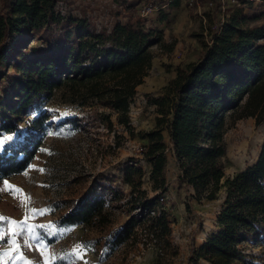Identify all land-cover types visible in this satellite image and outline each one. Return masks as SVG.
<instances>
[{
	"label": "trees",
	"instance_id": "obj_1",
	"mask_svg": "<svg viewBox=\"0 0 264 264\" xmlns=\"http://www.w3.org/2000/svg\"><path fill=\"white\" fill-rule=\"evenodd\" d=\"M62 1L0 0V64L14 70L7 77L5 96L0 97V138L20 133V124L37 114L22 141L0 151V182L32 164L50 120L40 105L55 90L65 88L71 102L81 106L95 102L110 110L104 123L113 126L115 117L131 138L147 142L144 158L151 168L150 192L143 189L144 170L128 167L124 182L130 188L127 205L132 215L114 236L112 247L137 241L136 229L159 247L172 246L171 214L163 203L169 187L165 176L169 151L179 170L178 189L187 193L189 212L193 201H216L224 193L219 231L199 249L192 241L190 261L249 264L242 244L251 240L264 244V145L256 162L232 177L226 176L223 159L229 119L264 122V26L251 25L257 20L264 23V15L251 18L243 9L227 10L210 44L203 43L201 58L178 67L176 78L159 96L146 95L155 108V127L136 133L130 107L152 70L151 49L172 51L174 45L133 15L110 31L97 30L86 16L67 18L57 13ZM114 1L128 10L142 3ZM210 1L219 10L218 0ZM166 20L161 13L160 22ZM36 40L48 48L29 50V41ZM70 204L58 220L60 227L103 228L112 223L108 199L99 193L89 190Z\"/></svg>",
	"mask_w": 264,
	"mask_h": 264
},
{
	"label": "rangeland",
	"instance_id": "obj_2",
	"mask_svg": "<svg viewBox=\"0 0 264 264\" xmlns=\"http://www.w3.org/2000/svg\"><path fill=\"white\" fill-rule=\"evenodd\" d=\"M161 2H153L155 8L146 16H142V9L147 3L128 10L127 5L114 0H63L56 7V12L67 18L86 16L97 30L110 31L117 22L126 23L133 15L147 30L157 31L166 43L174 45L172 51L159 46L151 49L152 70L137 88V96L130 107L136 133L149 132L155 127V108L148 104L146 95L159 96L176 78L178 67L197 62L202 56L203 43L210 44L217 27L225 21L222 6L217 12L213 6H203L201 10L191 8L184 0ZM243 11L251 18L260 17L264 15V5H248ZM161 13L167 16L165 22H160ZM251 25L264 26V23L257 20ZM34 48L47 49L48 45L41 40L29 41L28 49ZM12 73L14 70L9 64H0V81L4 83L0 86V97L5 96V83ZM71 101V94L65 88L55 90L44 99L40 109L49 113L50 120L45 126L38 154L24 173L0 182V217L5 218L0 221V231L5 232V240L0 241V254L10 251L8 221L19 223L27 219L28 224L36 228L38 239L32 240L26 231L16 239L20 253L32 264H44L45 257L39 249L41 241L50 257L49 264H193L189 259L192 241L199 249L219 231L217 217L224 193L221 192L216 201H193V212H189L187 193L178 189L176 161L168 151L165 176L169 187L163 203L171 214L172 246L159 247L136 229L137 241L132 239L122 246L112 247L114 236L132 215L127 205L130 188L124 182L128 167L134 165L144 170L143 189L150 192L151 168L144 158L147 142L138 136L131 138L117 125L115 117L111 118L113 126L104 123L103 116L110 110L95 102L81 106ZM36 115L34 113L20 124V133L4 134L0 140L6 142L0 151L22 141L31 131ZM225 143V174L232 177L258 159L264 145V122L257 125L252 118L236 122L229 119ZM5 181L11 189L3 190ZM17 189L19 193L11 194ZM89 190L108 199V207L113 211L112 223L103 228L60 227L58 220L68 212L71 201ZM25 241L31 246L26 247ZM242 247L249 264H264V244L251 240ZM15 256L13 253L0 264H22ZM199 264L207 263L200 261Z\"/></svg>",
	"mask_w": 264,
	"mask_h": 264
},
{
	"label": "snow or ice",
	"instance_id": "obj_3",
	"mask_svg": "<svg viewBox=\"0 0 264 264\" xmlns=\"http://www.w3.org/2000/svg\"><path fill=\"white\" fill-rule=\"evenodd\" d=\"M10 139V138H9ZM5 140H0V149H2L3 144L5 143ZM11 189V186L8 185L7 181L4 182V189L3 190H9ZM20 190H13L11 194L16 195L17 193H19ZM22 203H25L26 201H21ZM32 215H36L35 210H33ZM5 218L4 217H0V221H3ZM26 226V227H25ZM40 227H44V226H40ZM27 232L29 237L32 240H37L38 237L36 235V228L30 224H28V220L25 219L24 221L21 222H16V221H8V229H7V233L11 236V240L8 243V247L10 249V251L8 252H4L3 254H0V261H3L4 258L10 257L13 255V253L16 254L15 259L22 261V264H32V262L26 260L24 258V256L20 253V248L19 245L17 244V239L16 237L19 236L21 234V232ZM5 240V232L0 231V241H4ZM25 246L26 247H30L31 245L28 244L27 241H25ZM39 249L41 251V255L45 257L44 259V264H49L50 262V257L47 255L46 251H45V245L43 244V242L41 241V243L39 244Z\"/></svg>",
	"mask_w": 264,
	"mask_h": 264
},
{
	"label": "built area",
	"instance_id": "obj_4",
	"mask_svg": "<svg viewBox=\"0 0 264 264\" xmlns=\"http://www.w3.org/2000/svg\"><path fill=\"white\" fill-rule=\"evenodd\" d=\"M161 1H165V2L167 1L171 3V2L178 1V0H142L141 5L147 3L146 6L143 7L142 9V16H146L147 14L153 11V8H155V6L153 5V2L161 4L163 3ZM184 1L187 2L191 8H197L198 10H201L203 6L207 8L212 7V6L214 7L213 2L210 0L204 3L201 0H184ZM218 3H219V9H220V6H222L226 13L228 8L245 9L248 5H253V6L262 5V4L264 5V0H218Z\"/></svg>",
	"mask_w": 264,
	"mask_h": 264
}]
</instances>
